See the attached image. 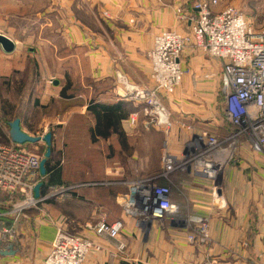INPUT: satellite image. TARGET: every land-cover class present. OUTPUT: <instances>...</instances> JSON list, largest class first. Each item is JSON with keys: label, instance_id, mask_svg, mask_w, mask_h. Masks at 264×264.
Returning a JSON list of instances; mask_svg holds the SVG:
<instances>
[{"label": "crops", "instance_id": "1", "mask_svg": "<svg viewBox=\"0 0 264 264\" xmlns=\"http://www.w3.org/2000/svg\"><path fill=\"white\" fill-rule=\"evenodd\" d=\"M198 1L19 0L12 4L13 8H3V13L30 14L23 25L27 31L34 29L36 36L26 34L23 36L26 38L21 37L22 41L30 38L32 43L44 45L43 39L37 36L39 29L60 25L66 29V48L74 46L78 50L61 56L53 53L49 57L67 65L65 70L70 80L59 87L56 82L62 107L54 121L44 124L43 136L50 133V126H58L59 133H52L53 146L66 156L67 174L69 170L93 174L96 180L74 183L78 180L67 178L66 182L65 169L60 166L61 186L72 183L68 186L71 196L67 199L71 198L66 207L53 201L51 193L42 202L49 219L31 214V219L24 216L17 225L12 216L0 219V229L16 226L18 236L14 252L0 255V264H44L59 229L94 242L96 248L85 264H204L208 260L220 264H264V155L247 144L240 145L217 183L189 173L173 176V203L181 206L184 216L209 221L211 241L208 245L190 243L187 232L168 223L164 228L157 222L146 230L137 228L118 201L119 196L129 190L123 188L121 157L123 150L129 149L125 129L129 127L130 115L137 111L133 109L138 106L131 107L128 101L119 98L117 75L125 76L132 83H148L152 72L148 53L153 49L155 37L164 31L188 33L190 22L181 20L178 11L183 9L194 14L193 6ZM216 1L218 5L212 8L214 13L222 12L229 4V0ZM59 10L66 18L58 20L53 16ZM80 12L85 16L78 17L76 14ZM90 18L98 23L97 35L90 31ZM5 24L3 29L7 30L9 24ZM7 32L3 34L9 38L15 34ZM14 42L17 45L14 53L6 54L0 48L2 70L25 69L23 64L27 57L18 52V43ZM46 57L39 52L34 58L41 72L49 70ZM181 63L183 81L170 99V109L185 119L195 118L198 124L173 126L167 134L168 147L161 153L162 159L166 152L173 156L183 154L193 135L205 130L203 126H208L212 133L223 125L213 119L222 101V64L194 47L186 48ZM72 77L81 78L82 86H77ZM124 108L128 114L125 117ZM203 122L209 124L202 125ZM21 126L25 133L33 135L22 121ZM11 208L4 205L0 212H9ZM102 219L110 224L119 220L125 222L123 239L127 249L124 253L118 250L117 242L99 238L86 229L88 224L95 225Z\"/></svg>", "mask_w": 264, "mask_h": 264}, {"label": "built area", "instance_id": "2", "mask_svg": "<svg viewBox=\"0 0 264 264\" xmlns=\"http://www.w3.org/2000/svg\"><path fill=\"white\" fill-rule=\"evenodd\" d=\"M217 4L216 0H200L194 6V14L179 10V18L190 22L188 33L167 31L155 38L153 49L148 53L154 90L140 88L121 74L117 75L116 88L121 98L145 105L144 115L150 119V123L145 122L147 128L153 124L160 129L166 127L169 133L173 128L171 114L157 94L170 97L181 86L184 76L181 57L186 48L193 45L222 64L221 92L226 122L232 131L228 135H216L207 130L194 134L182 156L166 152L160 174L131 184V192L118 198L124 214L135 221L137 228L146 230L154 222L164 228L168 223L183 229L188 233V241L199 246L211 241L209 221L184 216L181 206L173 203V176L189 173L217 183L241 144L264 155V31H255L237 8L228 7L214 14L212 8ZM141 114L130 115L129 123L138 124ZM41 161L40 156L23 146L0 142V207H12L9 212H0V219L12 216L17 225L27 207L47 199L37 200L34 194L43 180ZM67 192L68 189L60 192L54 189L50 196ZM86 229L99 238L117 242L120 252L126 251L123 220L110 224L102 219L95 225L88 224ZM17 238L16 226L0 229V255L13 253ZM95 248L92 240L59 229L44 264H85ZM204 264L220 263L208 260Z\"/></svg>", "mask_w": 264, "mask_h": 264}, {"label": "rangeland", "instance_id": "3", "mask_svg": "<svg viewBox=\"0 0 264 264\" xmlns=\"http://www.w3.org/2000/svg\"><path fill=\"white\" fill-rule=\"evenodd\" d=\"M5 1L6 2L4 5V0H0V34L5 35L3 33H8L7 30L14 31L15 34H12L13 36L12 38L10 37V39L18 43V49H17L18 52L22 54L24 53L27 57L26 59L27 61L23 64L25 69H22L20 71H11V70L7 71L0 69V142L11 144V142L8 139L9 124L12 123L14 120L20 119L24 124V126L32 131L33 136H40V137L43 136L44 124L47 123L48 121L55 120V118L57 117L56 115L58 113V109L62 107V105L60 104V99H59L60 96L58 94L57 89L59 86L67 84V81H69L70 79L68 77L69 74L68 70H65L67 69V65L63 63L61 65V62H59L58 64L56 61H52V59H49V57L53 53L60 54L61 56L62 53H67L69 51H74L75 53H77L78 50H76L74 46H72L74 50L71 46H70L71 49L66 48L67 45H65L66 41L64 39V37H67V34H65L66 29L61 28L60 25L53 26L52 28L44 27L42 29H39L40 32L39 33L37 32L38 33L37 36H40L43 39L44 45H40V44L38 45L32 43L30 38L26 39L25 41L24 40L22 41L21 37L26 38L23 37L26 36V34L27 36L28 35L36 36V34H34L35 33L34 29L30 28L27 31V29L24 28L23 25L24 21L28 19L30 14L22 13V12L3 13V8L9 9L10 6L11 8H13L12 4L19 0H5ZM198 2H196L194 6ZM229 4L227 7H225V9L228 7L237 8V10H239L245 16L247 22L250 23V25L254 28L255 31L257 32L264 31V0H229ZM181 11L185 12V10L183 9H181ZM214 14H219V13H214ZM42 15L44 14L42 13ZM48 15L49 14H47V16ZM76 15L79 17L84 14H81L80 12ZM53 16L58 20H62L66 18V14L62 13L61 10H59V13L55 12ZM179 16L180 15L178 13V17ZM34 19L38 20V17H34ZM88 21H89L88 23L92 26L90 28L91 33L97 35V32L99 31L98 27L96 26L98 25L97 21H95L94 19L91 20V18L88 19ZM45 23H43V25ZM3 24H5V26L9 24L7 30L6 28L3 29ZM47 42H49L54 46L51 47ZM189 47H194V46L190 45ZM39 52H43L44 55L48 56L46 57L47 58L46 64H47V68L49 69L47 70L48 72L45 71L41 72L40 71L41 68H39V66H37L36 68V62L34 58L36 57V55H38ZM48 74H50L51 77H48L47 76ZM71 80H74L77 86H82L81 78L72 77ZM56 82L58 84V87L55 86ZM132 84L140 88L147 87L152 90L155 89L154 88L155 86L151 81V79L146 84L144 83L142 84L132 83ZM173 96L174 95L170 97H166V95L164 94H157L158 100L165 105L166 110L171 114V122L173 126L179 128L188 124L190 125H192L193 123L198 124V121L195 118L185 119V117H183L182 114L180 113L175 114L170 109L171 108L170 99ZM119 98L122 101H128L125 98H121L120 96ZM224 102L225 100L222 94V101L220 102L219 110L216 109L215 117L213 116V119H217V121L221 125L227 123L224 112ZM129 103L131 104V107L132 106L134 107V105L138 106L137 109H133V112L137 110L136 112H141L142 114L139 117L138 124L134 126L131 123H129V127L125 129V133L129 135L126 138L127 139L126 142L129 146V149L123 150V154L121 157L122 159L121 165L123 170L122 171L123 188L128 187L129 190L127 192H124V195L129 194L131 192L130 189L131 184L149 180L162 172L161 164L163 165V159L161 157V153L165 150V148L167 149L168 147V146L166 147L167 138H168L167 134L170 133V132L169 133L166 132V127L160 129L154 127L153 124H150V127L147 128L145 126V122L150 123V119L148 117H145L144 115L143 111L145 109V105L144 104L140 105L135 102H129ZM208 124L209 123L207 122L202 123V125H208ZM50 127L52 128H50L51 130L49 132L56 135L59 133L60 128L58 126L56 127L52 125ZM208 128H209L208 126L207 127L203 126V129L210 132L211 130ZM218 130L217 131L212 130V131L218 134L219 133ZM174 132H176V128ZM24 146L26 147L25 149L27 151L40 156L42 159L47 150V145L44 142L35 145L27 144ZM182 155L183 154H181L180 156ZM98 157L100 158V155H98ZM66 160H67L66 156L62 155V153L58 152V150H55V146H53V164L57 162L60 164V166L64 167L63 169H65V171L63 174L64 175L63 179L66 182L68 181L67 178L69 179L75 178V180L78 181H75L74 183H79V182L90 181V179L93 180V178L95 177L93 174L89 176V174L86 175L80 172L72 173L71 170H69L67 174V168L69 167L67 166ZM94 180L96 179L94 178ZM98 180H100V178H98ZM71 184L72 183H67V186L65 184V186H60L58 188H54V187H50L49 189L47 188V191L41 197L42 198L47 197L46 195L51 194V192H54V189H57L59 192L63 190H67L69 188L68 186H70ZM161 184H165V183L161 182ZM70 191L71 189L67 193L60 194V196L52 197V200L53 201L56 200L57 202H60L61 206L66 207V202L71 198L70 197L67 199L68 195L71 196ZM47 203L48 202H46V204ZM44 204L45 203L41 202L36 206H31V208L27 207L25 211L21 214V217L23 218V220L25 219V217L31 219L32 218L31 214H36L37 217L41 215V216H46V219H49L50 215L45 212L46 210L45 208H43ZM43 212H45L46 214Z\"/></svg>", "mask_w": 264, "mask_h": 264}, {"label": "water", "instance_id": "4", "mask_svg": "<svg viewBox=\"0 0 264 264\" xmlns=\"http://www.w3.org/2000/svg\"><path fill=\"white\" fill-rule=\"evenodd\" d=\"M0 46L6 54H11L16 50V43L9 37L0 34ZM9 139L12 144L17 146H24L27 144L35 145L44 142L47 145V151L41 161L40 174L42 178L47 175V164L52 157V145H53V135L48 133L45 136H33L25 133L22 130L21 120L16 119L9 124ZM43 183L36 186L34 190L35 198L37 200L41 199V190L43 188Z\"/></svg>", "mask_w": 264, "mask_h": 264}, {"label": "trees", "instance_id": "5", "mask_svg": "<svg viewBox=\"0 0 264 264\" xmlns=\"http://www.w3.org/2000/svg\"><path fill=\"white\" fill-rule=\"evenodd\" d=\"M124 111H125V108L123 109V117L128 115ZM231 131H232L231 126L228 123H224V125H222L219 128L218 134H216L215 132H212V133L216 135H228ZM23 148H26V147L23 146ZM62 182H63L62 181V168L60 167V164L57 162L53 164V145H52V157L48 161V164H47V175L42 180L44 188L41 191V195L43 196V194H45L46 192L45 189L47 188L49 189L50 187L58 188L59 186L63 184ZM6 224L8 225L9 223H6Z\"/></svg>", "mask_w": 264, "mask_h": 264}]
</instances>
